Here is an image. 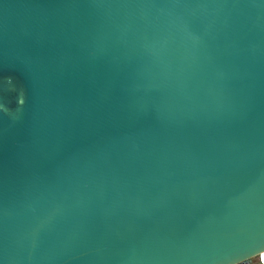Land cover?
<instances>
[{"label":"water","instance_id":"water-1","mask_svg":"<svg viewBox=\"0 0 264 264\" xmlns=\"http://www.w3.org/2000/svg\"><path fill=\"white\" fill-rule=\"evenodd\" d=\"M0 264H264V0H0Z\"/></svg>","mask_w":264,"mask_h":264}]
</instances>
